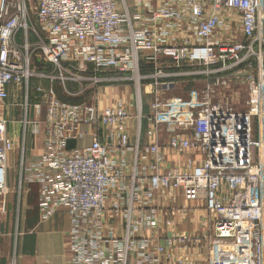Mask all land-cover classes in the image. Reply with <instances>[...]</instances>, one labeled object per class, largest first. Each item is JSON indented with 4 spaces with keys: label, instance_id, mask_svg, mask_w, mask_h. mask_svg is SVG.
<instances>
[{
    "label": "built area",
    "instance_id": "obj_1",
    "mask_svg": "<svg viewBox=\"0 0 264 264\" xmlns=\"http://www.w3.org/2000/svg\"><path fill=\"white\" fill-rule=\"evenodd\" d=\"M34 1L41 35L35 30L33 46L30 1L0 0V101H8L12 92L21 98L16 103L20 117H0V217L10 191L8 152L15 148L8 129L20 125L23 135L27 128L32 137L42 133L43 147L28 155L23 139L17 190L38 186L43 217L56 207L67 210L72 264H127L124 240L106 244L102 234L107 192L123 179V164L114 154L129 148L124 100L118 97L99 111L86 101L61 102L54 84L76 96L95 85L128 82L138 118L142 95L153 96L147 133L155 140L132 150L134 165L141 149L152 158L145 196L150 200L159 189H180L187 201L204 200L216 215L210 264H264V0ZM236 17L239 38L230 33ZM33 55L51 70L38 72ZM161 58L170 59L176 70L158 65ZM173 78L202 79L204 85L184 99L170 97ZM44 79L47 87L40 83ZM34 80L39 84L32 87ZM238 81L244 87L243 105L234 96L212 100ZM40 97L47 103L44 119ZM162 134L174 150L198 149L202 161L189 159L183 169L163 171ZM88 137L82 149L68 148L70 141ZM174 239L182 244L195 240L187 235ZM161 251L162 246L141 251L133 264H160L156 253Z\"/></svg>",
    "mask_w": 264,
    "mask_h": 264
},
{
    "label": "crops",
    "instance_id": "obj_2",
    "mask_svg": "<svg viewBox=\"0 0 264 264\" xmlns=\"http://www.w3.org/2000/svg\"><path fill=\"white\" fill-rule=\"evenodd\" d=\"M157 64L168 66L169 71L176 70L174 63L166 58H161ZM141 65L148 66L144 60H141ZM49 67L51 70V66ZM197 80L194 81L198 82ZM189 82L193 81L173 78L167 95L184 99L192 90L202 88V84L198 82L199 87L194 85L186 89L185 86ZM43 83L45 87L48 86V80H42L41 84ZM68 86L70 89L73 88V85ZM223 94L226 93L219 90L212 100L225 101ZM56 95L61 102L65 103L86 101L97 105L96 108L99 111L121 97L130 115L127 122L129 148L124 153L114 154V159L123 164V179L107 192V211L104 213L102 226L106 244L109 240H124L122 249L124 251L128 249L127 264H133L139 252L152 251L158 246L163 247V251L156 253L160 264H178L180 261L189 264H210L213 257L210 239L214 232L216 215L206 209L204 200L187 201L180 189H159L149 200L145 193L149 189L148 177L151 170L148 165L152 160L151 155L141 149L138 161L135 165L133 164L132 150L135 145L145 147L155 140L147 133L152 127L149 117L153 113L151 107L153 96L142 95L138 118L133 85L128 82L95 85L76 96L56 89ZM32 96H34L33 99L36 97ZM15 99L20 100V94L12 92L6 103L0 101V117L11 116L13 110L7 108L5 110L3 107H18ZM40 99L44 119L47 103L44 97ZM96 129L101 141L104 142L102 125L98 124ZM89 142L90 137L81 142L70 141L68 148L82 149ZM158 142L164 156L161 167L163 171L175 166L183 169L189 159H192L195 164L202 161V154L196 148L184 151L170 148L166 134H162ZM26 147L28 155L42 152L43 134L40 133L36 137L29 136ZM13 150L8 152V159L11 154L15 159ZM7 184L10 191L5 197V212L2 215H6L7 218L9 216L11 221L4 222L5 227L0 230V264H72L68 245L70 216L67 210L64 207H56L48 217H43L39 208L36 184L24 185L20 194L15 184L16 192L13 193L14 186L11 185L8 169ZM115 205H118V213L113 211ZM15 207L17 217L16 221H13L11 214L15 212ZM152 219L156 220L155 226L149 225ZM180 235H187L195 240L182 244L174 239ZM170 240H172L171 243ZM121 257H123L122 253H119L118 258Z\"/></svg>",
    "mask_w": 264,
    "mask_h": 264
},
{
    "label": "rangeland",
    "instance_id": "obj_3",
    "mask_svg": "<svg viewBox=\"0 0 264 264\" xmlns=\"http://www.w3.org/2000/svg\"><path fill=\"white\" fill-rule=\"evenodd\" d=\"M29 1H30L31 5L29 7L28 19H27L28 25L30 27L29 30H28V37H29V41L34 46V43H36V41L38 40V37H37V35L35 33V30H36V32L38 34L41 35V33H40V28H39L38 22L36 20L35 1L34 0H29ZM232 12L234 13L235 11H232ZM32 30H34V31H32ZM230 33L235 35V38H239L241 36V33H240V22H239V19L237 17L235 18V22L233 23V26L230 28ZM35 52H36V50L33 49V54H35ZM33 58H34V55H33ZM35 58L37 59V60H34L35 67L37 68L38 72H40V71H47V72L50 71V67L47 66L42 59H38L37 57H35ZM197 81L200 84H202V87H203L204 81L202 79L201 80H197ZM198 82H195V81L192 82V83L189 82V84H186L185 88L186 89H190L191 86L192 87L194 85L198 86ZM40 83H42V81H40ZM36 84H39V82H36V81L32 82L31 86L34 87ZM43 85H44V83H43ZM48 85H49V82H48ZM183 85H184V83H183ZM44 86H46V85H44ZM54 86H55V89H60L61 90V85H60L59 82L55 83ZM176 90H178V89H176ZM201 90H202V88L199 90V92ZM199 92H198V94H199ZM225 93L226 94H223V96H225L224 100L230 99V96H234L235 102L237 103V105H243V101H244V87L242 86V84L239 81L237 83L233 84L232 87L230 88V90L226 91ZM18 102H19V100L15 99V103H18ZM3 108L5 110H6V108L10 109V110H13V112L11 114V117H13L12 119H16V118L21 116V112H20L18 107H3ZM237 108H240V107H237ZM241 108H243V107H241ZM8 131H9V134L11 136H13V138L15 139L14 140L15 141V148L13 150L15 159H13L12 154L10 155V157L8 159V171H9V175H10V179H11V185L14 186V188H13V193H14V192H16L15 184L17 185L19 171H20V169H19V165H20L19 159H20V154H21V151H22V147L24 146L23 139L24 140L26 139V144H25V147H26L27 146V139H28L29 136H32V135L29 133L30 129L28 130V128H27V131L25 132V135H23V130H22V127L20 125H19V127H17V126L13 127L11 125L9 127ZM32 147H33V145H32ZM25 185H29V184H25ZM17 206H18V203H17ZM16 207H15V212H13L11 214V218H12L13 221H16V217H17V209H16ZM9 210H10V208H9ZM10 221L11 220H10L9 216L7 218L6 215H2L0 217V230L3 227H5L4 226L5 224H3L4 222H10Z\"/></svg>",
    "mask_w": 264,
    "mask_h": 264
},
{
    "label": "trees",
    "instance_id": "obj_4",
    "mask_svg": "<svg viewBox=\"0 0 264 264\" xmlns=\"http://www.w3.org/2000/svg\"><path fill=\"white\" fill-rule=\"evenodd\" d=\"M34 60H37L35 57L33 58V60H32V65L33 66H35V62H34ZM46 64V63H45ZM47 66H50V65H47Z\"/></svg>",
    "mask_w": 264,
    "mask_h": 264
}]
</instances>
